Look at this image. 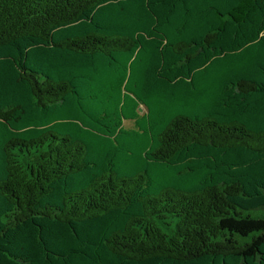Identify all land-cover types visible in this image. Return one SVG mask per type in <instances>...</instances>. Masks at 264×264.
<instances>
[{
  "label": "trees",
  "instance_id": "16d2710c",
  "mask_svg": "<svg viewBox=\"0 0 264 264\" xmlns=\"http://www.w3.org/2000/svg\"><path fill=\"white\" fill-rule=\"evenodd\" d=\"M0 264H264V0H0Z\"/></svg>",
  "mask_w": 264,
  "mask_h": 264
},
{
  "label": "rangeland",
  "instance_id": "374dc122",
  "mask_svg": "<svg viewBox=\"0 0 264 264\" xmlns=\"http://www.w3.org/2000/svg\"><path fill=\"white\" fill-rule=\"evenodd\" d=\"M126 125H127L128 127H131V126H132V124H131V123H127Z\"/></svg>",
  "mask_w": 264,
  "mask_h": 264
}]
</instances>
